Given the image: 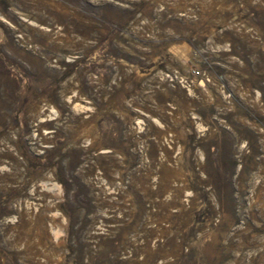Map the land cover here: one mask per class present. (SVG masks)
<instances>
[{
    "label": "rangeland",
    "instance_id": "1",
    "mask_svg": "<svg viewBox=\"0 0 264 264\" xmlns=\"http://www.w3.org/2000/svg\"><path fill=\"white\" fill-rule=\"evenodd\" d=\"M0 264H264V0H0Z\"/></svg>",
    "mask_w": 264,
    "mask_h": 264
}]
</instances>
